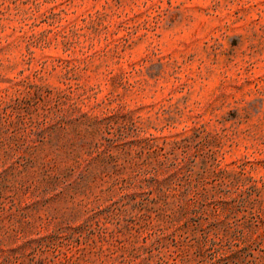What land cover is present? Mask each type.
I'll return each mask as SVG.
<instances>
[{
    "label": "rangeland",
    "instance_id": "374dc122",
    "mask_svg": "<svg viewBox=\"0 0 264 264\" xmlns=\"http://www.w3.org/2000/svg\"><path fill=\"white\" fill-rule=\"evenodd\" d=\"M0 264H264V0H0Z\"/></svg>",
    "mask_w": 264,
    "mask_h": 264
},
{
    "label": "trees",
    "instance_id": "16d2710c",
    "mask_svg": "<svg viewBox=\"0 0 264 264\" xmlns=\"http://www.w3.org/2000/svg\"><path fill=\"white\" fill-rule=\"evenodd\" d=\"M206 238H208V237H206Z\"/></svg>",
    "mask_w": 264,
    "mask_h": 264
}]
</instances>
